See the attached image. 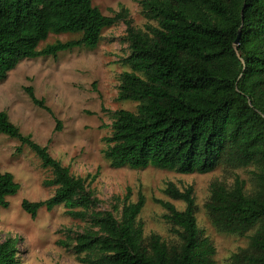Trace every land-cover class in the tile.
Listing matches in <instances>:
<instances>
[{"label": "trees", "instance_id": "obj_1", "mask_svg": "<svg viewBox=\"0 0 264 264\" xmlns=\"http://www.w3.org/2000/svg\"><path fill=\"white\" fill-rule=\"evenodd\" d=\"M139 5L146 20L142 29L133 26L127 9L106 17L92 0H0V80L25 60L94 49L103 30L123 23L129 55L121 64L128 71L119 77L117 101L135 103L136 110L112 114L104 158L113 169L184 175L253 167L250 193L239 177L230 187L214 181L204 208L220 233L244 236L254 230L230 264H264V0H140ZM51 34L80 38L39 49ZM24 92L52 115L32 88ZM0 134L17 140L19 153L27 147L51 171L43 186L53 188V195L22 201V211L35 219L42 209L63 207L83 223L67 237L72 244L61 243L72 247L78 263L214 264L215 248L197 227L192 188L181 191L168 183L163 190L185 204L183 211L156 201L174 236L168 244L157 234L144 236L141 193L135 202L128 194L116 199L112 211H100L90 189L94 177L89 182L72 175L46 147L22 135L5 112ZM19 191L13 176L0 172V208ZM17 255L16 238L0 242V264H19Z\"/></svg>", "mask_w": 264, "mask_h": 264}, {"label": "rangeland", "instance_id": "obj_2", "mask_svg": "<svg viewBox=\"0 0 264 264\" xmlns=\"http://www.w3.org/2000/svg\"><path fill=\"white\" fill-rule=\"evenodd\" d=\"M139 1L92 0V5L106 17H112L123 7L128 10L133 26L142 29L146 20ZM125 30L121 22L103 30L94 49H73L56 57L22 61L6 79L0 80V112L8 115L22 135H29L35 143L46 147L49 155L69 168L72 175L88 177L89 182L94 177L90 189L100 201V211H112V206L118 204L116 199L123 200L128 194L129 201L135 202L141 193L145 205L139 220L145 237L157 234L168 244L174 241L171 228L163 219L166 212L156 201L168 202L183 211L185 204L171 200L163 190L168 183L181 191L192 188L197 227L215 248L214 264H230L231 256L247 247L254 230L244 236L220 233L212 226L204 206L214 181L230 187L234 178L239 177L246 182L245 191L250 193L253 167L234 170L220 167L205 175H184L155 168L113 169L103 156V138L110 134L112 114L117 110H136L135 103L117 101L119 77L128 71L121 64L129 55ZM78 38V35L51 34L39 49ZM25 88H32L52 115L34 106ZM19 147L17 140L0 134V172L10 173L20 185L18 194L7 199L8 207L0 208V242L8 238L18 240L19 264H80L72 247L61 243L72 244L71 237H67L80 232L83 223L72 220L63 207L51 212L42 209L35 219L22 211V201H44L53 195L54 189L43 186L51 178V171L42 168L27 147L17 152Z\"/></svg>", "mask_w": 264, "mask_h": 264}, {"label": "water", "instance_id": "obj_3", "mask_svg": "<svg viewBox=\"0 0 264 264\" xmlns=\"http://www.w3.org/2000/svg\"><path fill=\"white\" fill-rule=\"evenodd\" d=\"M235 44H236V45L238 44V39L235 41Z\"/></svg>", "mask_w": 264, "mask_h": 264}]
</instances>
